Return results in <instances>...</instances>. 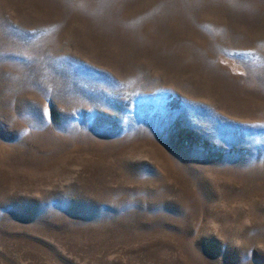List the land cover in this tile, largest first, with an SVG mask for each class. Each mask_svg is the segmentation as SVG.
Segmentation results:
<instances>
[{
	"label": "rangeland",
	"instance_id": "374dc122",
	"mask_svg": "<svg viewBox=\"0 0 264 264\" xmlns=\"http://www.w3.org/2000/svg\"><path fill=\"white\" fill-rule=\"evenodd\" d=\"M0 264H264V0H0Z\"/></svg>",
	"mask_w": 264,
	"mask_h": 264
}]
</instances>
